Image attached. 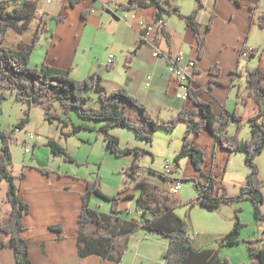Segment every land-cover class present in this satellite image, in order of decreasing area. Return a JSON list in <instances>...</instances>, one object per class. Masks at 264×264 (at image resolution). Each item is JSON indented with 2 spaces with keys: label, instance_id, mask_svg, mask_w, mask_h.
Wrapping results in <instances>:
<instances>
[{
  "label": "crops",
  "instance_id": "obj_1",
  "mask_svg": "<svg viewBox=\"0 0 264 264\" xmlns=\"http://www.w3.org/2000/svg\"><path fill=\"white\" fill-rule=\"evenodd\" d=\"M261 1L240 0V5H237L233 0H172L173 4L181 7L184 15H189L202 2L204 8L198 20L204 30L212 13L215 14L212 28L206 34L207 43L202 59L198 58L199 52L194 31L176 16L162 18L164 37L159 39L162 52L170 57L182 53L185 60H198L195 87L203 89L201 99L211 104L218 116L225 111L234 113L238 109L240 92L246 94L247 71L256 68L264 71V41L262 44H255L249 40L256 26L264 32V29L253 22L251 13L252 6L256 7L257 13L264 12L260 8ZM128 2L129 0H113L109 7L110 11H105L103 2L99 0H84L76 8H68L64 0H16V5L9 10L27 11L29 9L35 18L44 17L48 21L49 30L41 36L38 47L32 55L31 66L39 67L45 62L55 68L69 71L74 80H83L92 75H98L107 90L125 89L139 99L156 119H170L183 108L193 109L194 105L191 101L185 103L176 98V87L168 72V62L164 58L153 57L152 47L140 43L138 33L143 25L155 23L156 9L151 7L142 11L124 12L116 8L117 3ZM53 3L58 6L51 12L49 6ZM84 12L87 14L86 17L83 16ZM124 13L130 16L127 22L121 19ZM54 16H60L63 20L58 21L53 18ZM37 27L35 19L28 29L33 33L32 38ZM19 37L21 41L22 35ZM9 38L12 37L8 35ZM12 41L14 42L13 38ZM18 41L14 43L17 44ZM244 48L259 49V53L252 58L250 56L249 61L248 59L245 61L240 58V52ZM111 56L113 62L109 64ZM215 66H218L221 72L214 78L210 72ZM0 93H2L1 88ZM34 108L31 107V112L35 110ZM26 109H28L27 106L23 107L22 111ZM130 112L136 122H141V118L133 109ZM239 113L243 116V127L245 124H249L250 127V119L258 114L256 101L250 98L246 105L240 107ZM82 123L80 119L70 115L66 120V125L58 124L52 138L47 136L48 140H44V144H40L41 142L37 140L32 143L35 147L34 162L24 164L18 173L13 171L16 176L23 175V178L18 181L19 196L29 206V212L24 217L26 228L24 238L30 244V257L33 263L165 264L164 254L169 246L168 239L148 233L144 229L136 231L127 239L124 236L117 237L113 254L115 258H120V261L103 260L97 255L84 258L79 256L77 229L83 207L82 195L87 190L90 178H80L70 172L58 170V168L56 170L49 164H42L38 157L39 150H44L48 159L55 160L56 157L47 146L48 142L56 141L55 137L58 135L67 136V138L74 135L72 134L73 125ZM85 124L90 127V130H83L75 135L87 132L84 136L88 142L95 134L96 140H99V130L104 123L86 122ZM237 127L238 125L233 123L228 130L234 133ZM249 129V133L247 131L241 133L242 140L250 139L251 127ZM114 130L111 133L121 139V134ZM24 140L26 142L27 139ZM192 141L205 152L206 174L213 173L215 177L220 176L224 169L229 170L232 154L220 146L208 129H204L198 136H193ZM38 167L50 169L53 173L46 175ZM248 173L246 169L241 176H237L228 171L224 176H218L219 179L218 177L216 179L224 185L226 179L230 177L234 181V186L240 189L246 183ZM261 175L264 179L263 173ZM166 181L167 186L170 185L169 178ZM2 186L5 188V197H7V185ZM167 192H169V187H167ZM154 193L156 194L155 190ZM132 194L136 195V193ZM126 201H121L122 209L127 208ZM0 204V222L3 223L8 218L11 207L7 201L5 207L3 203ZM235 205L237 209H246L248 212V218L244 220L247 228H244L241 233V238L245 243L220 248L218 241L226 235L227 231L218 230L215 233L195 235L193 237L194 246L198 249L207 247L218 249L220 256L229 259L232 264H250L247 241L263 239L261 243L264 244V225L258 223L251 201H242ZM222 207L214 211H220ZM120 217L130 219L125 213ZM137 217L140 218L139 212ZM54 226H61L62 232L51 230ZM89 229L93 230L92 227ZM248 229L250 231H247ZM2 239L6 238L2 237ZM0 264H17L14 250L11 247L0 249Z\"/></svg>",
  "mask_w": 264,
  "mask_h": 264
},
{
  "label": "trees",
  "instance_id": "obj_2",
  "mask_svg": "<svg viewBox=\"0 0 264 264\" xmlns=\"http://www.w3.org/2000/svg\"><path fill=\"white\" fill-rule=\"evenodd\" d=\"M68 8H76L84 0H64ZM240 5V0H233ZM16 5V0H0V88L3 90L1 99H5V92L10 90L16 101L28 104L24 111L25 117L16 125L15 130H22L30 123L32 106H40L48 122L57 121L62 126L74 112L82 124L73 125L72 134H78L83 130H90L86 122L104 123L99 130L106 142V148L116 157L133 154L131 165L125 170L126 176L136 182V189L141 195L123 196L129 189L125 187L114 196L105 194L101 187L99 176L88 181L86 192L82 195L83 207L79 216L78 253L84 258L97 255L103 260H117L114 251L117 237L129 238L140 229L148 233L160 235L169 241V246L164 254L165 264H232L227 258L220 256L219 250L207 247L198 249L194 246L192 227L190 221L181 218L171 205L174 198L168 193H161L166 198V203L156 201L155 185L146 179H141L142 173L150 172L168 180L166 173H158L152 169H146L140 165V159L149 151L141 148H122L120 139L111 133L112 130L125 128L132 130L137 138L152 143V134L159 129L174 131L178 124L183 123L187 129L183 137V146L175 161L178 164L184 157H189L196 170H201L204 165L205 152L198 148L192 141L193 136L200 135L204 129L212 134L220 146L230 153L245 154V164L249 170L247 181L239 189L236 195H229L225 186L220 183L213 174L209 175L206 182L194 180L198 196L192 203L199 204L208 210H215L222 205L234 204L242 201H251L255 208L258 223L264 225V179L261 169L257 164V158L264 153V71L260 68L246 72V94L240 92L238 109L234 113L225 111L220 116L216 115L211 104L201 99L202 88L192 87L189 95L194 108H183L177 115L170 119L154 118L148 108L136 97L123 88L107 90L102 79L98 75H92L83 80H74L69 71L55 68L47 63L41 66H31V58L36 51L40 38L48 32V21L44 17L35 18L33 12L21 11L11 7ZM154 7L156 20L164 16H176L183 20L191 28L197 39L198 58L202 59L205 54L207 43L206 34L211 30L215 14L212 13L206 29L204 30L198 20L204 4L200 2L189 15L182 14L181 7L173 4L172 0H129L128 3H117L116 8L123 11H142ZM253 22L264 29V12L257 13L256 7H251ZM86 12L83 16L86 17ZM58 21L63 20L60 16H54ZM37 20L38 27L30 42L19 41L16 46L8 44L10 31L18 35L25 34L30 28L32 21ZM244 50V49H243ZM241 50L240 54L243 52ZM259 49H252V55L256 56ZM134 54V53H132ZM129 62V57H128ZM220 68L215 66L210 74L217 77ZM237 75V74H234ZM213 80V79H212ZM214 82V81H212ZM95 93L100 102L99 107H93L90 102ZM252 98L256 101L258 114L250 119L251 137L244 141L240 138L243 116L239 113L240 107L247 104ZM59 105V108H57ZM133 109L141 118L136 122L131 115ZM236 123L237 132L230 134L228 127ZM2 138V153L0 156V182L7 183L6 201L11 207L6 222H0V233L6 239L0 238V249L11 247L15 253L17 264H34L30 257V244L24 238L26 231L24 217L29 212V206L19 196L18 181L23 175L13 174V155L10 150L12 139L6 130H0ZM47 146L55 157H62L66 162H76L56 141H49ZM34 158V157H33ZM46 175L53 172L50 169L38 167ZM219 176V175H218ZM174 181V180H172ZM98 196L112 204L111 213H104L98 206H92V196ZM137 198V212L140 218L131 220L122 219L121 214L125 210L121 208V201ZM168 203V204H167ZM180 204H184L181 202ZM93 225V230L88 232V227ZM245 224L240 220L239 210L235 212V223L232 230L218 241V247H232L243 242L242 229ZM61 233V226L51 227ZM260 241H247L250 264H264V244Z\"/></svg>",
  "mask_w": 264,
  "mask_h": 264
},
{
  "label": "rangeland",
  "instance_id": "obj_3",
  "mask_svg": "<svg viewBox=\"0 0 264 264\" xmlns=\"http://www.w3.org/2000/svg\"><path fill=\"white\" fill-rule=\"evenodd\" d=\"M56 6H58L56 3H53L49 6L51 12L54 10V8H56ZM260 8L264 10V0L261 1ZM32 35V31L29 30L24 35H22L21 40L30 42ZM9 36L14 39V42H16L17 40L20 41V35L16 34L15 32L11 31ZM12 38L8 39V44L10 46H16V43L12 41ZM249 38L251 43L262 44L264 41V32H262L258 28V26H256L253 32L250 34ZM159 39L160 37H157L158 44H160ZM140 43L147 44L141 41ZM250 59H248L247 61H249ZM244 60L246 61V59ZM4 92H6L7 94V96L5 94V99H1L2 93H0V130H6L10 134V137L12 139L10 150L13 155L12 169L15 173H18L24 164H29L35 161V159L33 158V151L35 150V147H33L32 143L37 140L39 143L41 142L40 144H44V140H48L47 136L51 137L55 133L58 122H48L45 118L43 109L40 106H32L35 107V110H33L30 114V123L32 121L31 125L29 126V123L26 128L19 131L15 130L16 125H18L25 117L22 110L23 107L28 106V104L16 101L15 97L11 95L10 90ZM90 94H92V96L94 97V99L90 102V105L93 107H99L100 102L97 98V95L93 92ZM71 115H73V117H76V119H79L74 112ZM249 128V124H245L244 127L242 126L239 134L241 135L243 131H247V133H249ZM186 129L187 127L183 123L178 124L174 131L171 132L164 129H159L156 132H153L152 143H148L137 138L135 133L129 129L118 128L114 131L121 134L120 146L122 148L137 147L149 151L140 159V165L142 167L146 169H152L158 173H166L167 163L170 162L172 164V172L166 173V176L167 178H169V181H171L170 179H173L174 181L179 180L181 182L182 188L177 198H174L172 200L171 205L174 207L175 212L181 218L186 219L187 217V220L190 221L192 227V237L197 234L205 235L206 233H215L218 230H224L229 233L234 226L235 212L237 210H239L241 222L245 224L244 228H247V223H245L244 220L248 218V212L246 209H237L235 203L222 205V210L214 211L208 210L199 204L195 205L191 202L198 196V191L195 188L194 180H201L203 182H206L208 176L213 173L209 175L205 173L207 165L206 161L201 170L195 169L189 157H184L179 161L178 164L176 163L175 159L183 146V137L185 135ZM236 132L237 130L234 133H229L235 134ZM85 133L87 132H83L79 135H72L68 138L67 136L65 137L61 135L55 137L56 142L63 148H65L68 154L76 162H66L62 157H56L55 160H52L53 158L48 159V155L46 154V152H44V150H39L38 159L44 165L49 164L50 166H52V168H58V170L66 171L67 173L70 172L71 174L77 175L80 178H90L89 180H94L95 178H97V176H99L100 187L102 191L109 196H114L118 193V191L127 186L129 187V189L123 194V196H129L132 195V193H136L135 196L139 197L141 193L140 190L136 189V182L129 179L125 174V170L131 165L134 155L129 154L123 157H116L109 150H107L106 142L104 141L102 134L99 135V140H96L95 134L91 138V141L88 142L84 136L86 135ZM30 135L33 136V139H29ZM24 139H27L26 142ZM2 145L3 142L2 138L0 137V154L2 153ZM26 149H29L30 152L27 153ZM231 154H229L231 155V160L229 163L230 168L227 171H225L224 169V171L221 172L220 176H224L225 172L228 171L237 176H241V174L244 173L246 169H248L245 164V154ZM257 160L258 162H256L261 169V174L263 173L264 176V153L260 154ZM59 163L62 164V166ZM216 177H218V175H216L215 178ZM141 179H146L148 182L156 186V201L160 203H166V198L162 197L161 193H168L167 187L170 188L171 182L170 185L167 186L166 180L161 178L159 175L156 176L154 174H151L150 172L142 173ZM2 185L6 186L7 183L2 182L0 184V203H3L2 205L3 207H5V188H3ZM224 186L227 189L229 195H236L239 192V189L234 186V181H232L230 177L226 179ZM2 200H4L5 202H3ZM126 202L127 208L124 210L125 215L130 218L128 220L138 218L137 198H130ZM181 202H184V204H180ZM92 206H98L104 213H111L112 204L96 195L92 196ZM139 217H141L140 213ZM7 219L4 222H6ZM220 225L222 226L219 227ZM92 226L93 225H90L89 227ZM89 227L88 232L90 231ZM247 231H250V229H248ZM2 237H4V235L0 233V238ZM242 243H245V241L243 240ZM261 244L263 243H258V245L260 246Z\"/></svg>",
  "mask_w": 264,
  "mask_h": 264
},
{
  "label": "built area",
  "instance_id": "obj_4",
  "mask_svg": "<svg viewBox=\"0 0 264 264\" xmlns=\"http://www.w3.org/2000/svg\"><path fill=\"white\" fill-rule=\"evenodd\" d=\"M12 1V0H7ZM50 1V0H47ZM103 2V10L110 11V4L113 3V0H99ZM126 12V11H124ZM130 16L127 13H124L121 16V19L125 22L128 21ZM164 21L162 19L156 20L152 25H143L140 30V41L149 44L153 52V57L155 58H164L168 62V72L171 80L175 82V96L177 99L187 102L190 100V89L194 87L196 68L198 65L197 59H187L185 60L184 55L179 53L175 57H170L168 54L162 52L158 42L157 37L163 36ZM138 33V34H139ZM252 55V49L244 48L243 52L240 55L241 59H248ZM112 56L109 60V63H112ZM150 79V78H149ZM149 86V84H147ZM19 131V130H18ZM29 139H33V136L30 135ZM26 152L29 153V149H26ZM172 172V164L170 162L166 165V173ZM182 185L179 180L171 181L169 188V193L174 197H177L181 191Z\"/></svg>",
  "mask_w": 264,
  "mask_h": 264
}]
</instances>
